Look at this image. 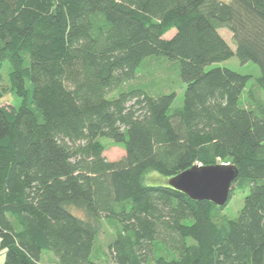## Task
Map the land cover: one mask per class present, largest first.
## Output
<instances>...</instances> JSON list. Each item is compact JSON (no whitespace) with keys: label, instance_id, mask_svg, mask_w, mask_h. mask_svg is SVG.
<instances>
[{"label":"trees","instance_id":"1","mask_svg":"<svg viewBox=\"0 0 264 264\" xmlns=\"http://www.w3.org/2000/svg\"><path fill=\"white\" fill-rule=\"evenodd\" d=\"M234 55L264 92V0H0L21 100L0 105V264H264V102L249 75L206 68ZM160 58L177 63L180 107L132 84ZM220 162L238 170L229 199L248 191L234 219L153 176Z\"/></svg>","mask_w":264,"mask_h":264},{"label":"rangeland","instance_id":"2","mask_svg":"<svg viewBox=\"0 0 264 264\" xmlns=\"http://www.w3.org/2000/svg\"><path fill=\"white\" fill-rule=\"evenodd\" d=\"M173 32L168 34V37L172 35ZM220 36L224 39V41L230 46V48L234 51L235 46L232 39V34L224 28L218 30ZM221 67L228 68L232 71H235L242 75H249V89H252L254 95L264 102V92L260 89H257L255 86V79L259 77L260 72L257 65L253 63H245L241 64L237 57L234 55L230 59L213 63L207 66V69ZM11 71V66L9 62L5 61L2 63L0 67V105L2 106H13L17 108L20 105V98L15 94L11 93L9 90L8 84V75ZM132 84H143L146 86V89L151 94H157L161 92H170L174 91L176 93V98L173 102V107L177 108L182 105L183 94H184V84L181 82L177 63H169L167 60L160 59H151L145 63L142 70L138 73V77ZM101 143L104 145L105 150L103 152V156L107 161L117 162L124 158L125 152L121 145L115 144L108 139H101ZM229 163V162H220ZM155 178H158L159 184L166 183L168 179H164L162 176L158 174H153ZM156 180V179H155ZM157 183V184H158ZM247 190L240 191L235 190L226 203V205L220 210L218 220L220 218H228L234 219L238 216L239 211L242 208L244 197L247 194ZM114 236V228L108 225H104L100 234L98 235V240L96 243L95 253L96 255H100V252H107L108 244L111 242ZM4 259V250L0 247V263L3 262ZM41 264H57L56 259L50 253H44L41 257Z\"/></svg>","mask_w":264,"mask_h":264},{"label":"water","instance_id":"3","mask_svg":"<svg viewBox=\"0 0 264 264\" xmlns=\"http://www.w3.org/2000/svg\"><path fill=\"white\" fill-rule=\"evenodd\" d=\"M238 176L230 163L195 165L169 178L166 184L194 201H209L218 207L229 199L230 186Z\"/></svg>","mask_w":264,"mask_h":264}]
</instances>
